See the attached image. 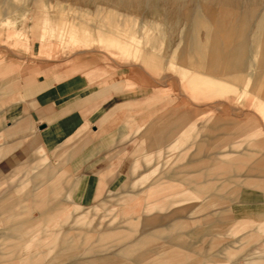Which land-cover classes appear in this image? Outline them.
I'll use <instances>...</instances> for the list:
<instances>
[{"label": "rangeland", "instance_id": "rangeland-1", "mask_svg": "<svg viewBox=\"0 0 264 264\" xmlns=\"http://www.w3.org/2000/svg\"><path fill=\"white\" fill-rule=\"evenodd\" d=\"M166 1L0 0V83L19 75H52L57 80L82 76L92 84L108 83L109 87L114 85L119 90L129 91L134 95L137 106L134 111L136 121L121 147L120 158L125 161L127 170L125 175L102 200L78 204L81 209L95 211L94 223L102 221L89 231L91 236L86 241L82 234L78 236L81 231L73 225L77 211L68 217L66 223L63 222L74 204L64 186H52L38 195L43 186L30 185L39 168L30 175L28 170L36 162L24 163L0 178V195L29 178V186L20 195L0 203V264H264V231L259 232L256 227L264 220V214L258 210L234 215L231 209L234 206L237 210L247 208L253 211L256 210L253 205H264V171L248 170L246 175H239L236 173L243 170H233L225 179L214 168L215 148L207 144L211 141L208 136L234 130L232 120L243 121L248 117L255 120L256 128L262 132L255 136V140L264 139V119L251 102L252 96L248 92L242 93L249 80L237 77L233 89L235 94L229 101L225 99L226 95L214 92L213 86L190 88L186 79L174 71L173 66H179V63H170V69L155 68L123 51L134 49V53L139 50L140 53L147 51L176 56L182 46L185 51L192 45L210 44L213 42L210 34L215 32L225 44L224 49L233 45L229 54L234 57L237 71L249 69L250 64L254 70L263 58L259 53L264 52V43H260L262 41L257 37L252 39L257 21L264 12V0H225L223 3L215 0ZM181 3L186 5L182 7ZM219 5L227 8L236 22H245V29L239 36L245 41L229 37L231 30L213 31ZM150 7L152 10L147 12ZM106 10H113L114 23H121L120 30L112 33L99 28ZM198 19L207 22L209 30L202 25L194 26ZM89 30L95 33L91 41L85 39ZM126 37L124 48L115 45L121 44ZM236 50L239 51L237 54L234 53ZM220 81L226 92L227 82H234L231 79ZM223 81L226 85L222 84ZM184 108L206 117L212 116V119L198 126V132H193L188 138L180 137L182 130L176 129L159 142L157 137L171 128L170 123ZM202 137L203 142L200 141ZM172 144L176 147L170 148ZM244 145L252 157H259L260 144L250 145L246 141ZM147 155L152 159L148 164ZM41 156L46 155L41 153L39 158ZM155 161L158 162L155 173L139 184L138 177L148 172ZM161 181L171 187L166 193L209 183L212 189L203 195L211 193L214 198L210 203L199 206L203 198L192 202L177 196L179 200L164 209L168 217L164 218L159 213L153 223L143 222L142 218L152 212L142 206L145 201L153 200V197H148L149 187ZM218 195L230 198L218 200ZM18 204L22 210L19 217L6 219L5 213ZM178 218L184 221L182 226L169 230L162 228ZM236 219L251 224L241 231L232 232L230 229ZM59 223H64V226L54 243ZM130 226L135 229L130 230ZM30 227L34 230H25ZM152 230L161 236L144 239L140 243L143 231ZM31 234L39 237V241L34 240L36 243L30 246L26 242L14 246L15 242ZM248 234L253 238L240 248L238 240ZM227 249L233 252L227 255ZM173 250L181 253L180 261H168L169 252ZM158 258L160 262L157 263Z\"/></svg>", "mask_w": 264, "mask_h": 264}, {"label": "crops", "instance_id": "crops-1", "mask_svg": "<svg viewBox=\"0 0 264 264\" xmlns=\"http://www.w3.org/2000/svg\"><path fill=\"white\" fill-rule=\"evenodd\" d=\"M93 33L89 30V35L87 34L85 39L91 41ZM115 45L121 49L124 46L123 43ZM201 46L192 45L189 50L185 49V51L182 46L180 54L176 56L147 51L140 53L139 50L134 53V49L126 51L123 49V51L155 68L170 69V63H179V66H173L174 71L186 79L190 88L200 89L213 86L214 92L226 95L225 99L229 101L233 98L232 94H235L233 89H235L237 77L244 78L245 81L249 80L242 93L248 92L252 96L251 102L255 104L261 118L264 119V58L259 61L258 68L254 70L251 69L252 64H250L249 69L237 71L234 57L229 54L233 45L227 47L226 50L224 49L225 44L219 40L216 43L211 41L210 44ZM30 76L19 75L0 83V178L12 170H17L24 163L36 162L30 168L31 170H28L30 175L39 168V171L32 176L30 185L43 186L38 195L50 190L52 186H64L74 204L68 209L63 222L66 223L68 217L77 211L73 225L81 231L78 232L80 233L78 236L82 234L86 241L91 236L89 231L91 232L93 227L100 225L102 221L97 220L94 223L95 211L89 208L81 209L80 205L93 204L102 200L107 191L118 182L121 176L125 175L126 164L120 158V154L123 150L121 148L123 140L128 135L131 125L136 121L135 97L127 90H119L114 85L109 87L108 83L92 84L82 76L74 75L58 80L52 75ZM220 79L234 81L227 82V92L225 87L221 88ZM222 84L226 85L225 81ZM232 90L233 93H231ZM211 119L212 116L206 117L200 112L193 113L188 108H184L170 123L171 128L166 133L162 132L157 140L160 142L165 139L166 135H172L180 129L182 130L180 137L188 138L193 132H198V126H202ZM231 124L234 130L212 137L208 136L211 140L209 143L207 141L208 146L215 148L213 150L216 157L214 168L225 179L233 170H243L241 173H236L239 175H246L248 170L264 171V139L255 140V136L262 133L256 128L255 120L252 117L243 121L234 119ZM212 128L210 126V129ZM237 136L242 137L236 139ZM200 141L203 142L204 138L202 137ZM246 141L250 145L253 143L261 145L262 150H260L259 157H252L248 151L249 148L244 145ZM199 146L201 147L200 144ZM174 147H176L175 144L170 145V148ZM41 153L46 156L39 158ZM145 158L147 164L152 161L150 155ZM157 168L158 162L155 161L154 166L148 172L138 177L139 184L144 183ZM49 181L51 183L47 184ZM163 183L161 181L149 187L148 197H153V200L145 201L142 206L145 210L152 212L145 215L141 221L153 223L158 219L159 213H162L164 218L168 217L164 209L168 204L171 205L172 202L179 200L177 196L187 201L192 200V202L203 198L199 206L210 203L214 198L211 193L207 196L203 195L204 192L212 189L209 183L170 193L165 191L171 190V187ZM28 186L29 178L27 177L18 187L0 195V203L14 199ZM68 195L65 197L67 198ZM228 197V195H218L217 199L229 200L230 197ZM20 206L21 204H18L9 209L5 213L6 219L19 217L22 212ZM253 206L256 210L250 211L247 208L237 210L234 206H231V209L234 215L258 210L264 214V205L261 206L259 203ZM25 207L28 206L25 205ZM183 222L181 218H178L170 222L169 226L162 228L173 229L182 226ZM233 222L230 229L232 232L241 231L251 224L241 219ZM58 225L54 234V243L57 242L64 223ZM256 227L259 232L264 231V220L257 223ZM23 228H25L24 225ZM129 229L134 230L135 227L130 226ZM25 230L33 231L34 228L30 227ZM142 234L140 243L144 242V239L161 236L156 230L143 231ZM252 238L253 235L249 234L242 236L238 240L239 247L243 248ZM38 239L39 237L35 234H31L26 239L15 242L14 246L25 242L27 246H30L36 243L34 240L39 241ZM232 252L231 249L226 250L227 255ZM169 254V262L180 261V252L173 250ZM160 259H156V262H160Z\"/></svg>", "mask_w": 264, "mask_h": 264}, {"label": "bare ground", "instance_id": "bare-ground-1", "mask_svg": "<svg viewBox=\"0 0 264 264\" xmlns=\"http://www.w3.org/2000/svg\"><path fill=\"white\" fill-rule=\"evenodd\" d=\"M93 1V0H92ZM101 1V0H100ZM106 1V0H105ZM110 0H108V2H109ZM126 2V1H128L129 2V0H118V2ZM138 1V0H137ZM162 1V0H161ZM172 1V0H171ZM171 1H169L168 0V2H171ZM177 1V0H176ZM186 1V0H185ZM222 1V3H223V1H225V0H215V2H221ZM232 1V0H231ZM95 2H96V0H95ZM113 2V1H112ZM127 2V4H129ZM130 2H131V0H130ZM155 2V1H154ZM167 2V1H166ZM167 2V3H168ZM175 2V1H174ZM174 2H172V3H174ZM226 2V1H225ZM228 2V1H227ZM137 3H140V0H139V2H137ZM151 3V2H150ZM163 3V2H162ZM167 3H166V5H167ZM176 3V2H175ZM179 3V2H178ZM186 3V2H185ZM242 3H243V1H242ZM94 4H96V3H94ZM108 4V3H107ZM114 4V3H113ZM120 4V3H119ZM122 4V3H121ZM158 4H160V3H158ZM183 6L182 7H184L185 5L183 4V3H181ZM217 4V3H216ZM221 4V3H220ZM115 5H117V4H115ZM138 5H140V4H138ZM138 5H137V7H138ZM144 5V4H143ZM121 6H124V5H121ZM226 6H227V4H226ZM102 7V6H101ZM115 7V6H114ZM114 7H112V8H114ZM131 7V6H130ZM144 7V6H143ZM149 7V6H148ZM154 7V6H153ZM158 7V6H157ZM168 7H170V6H168ZM179 7V6H178ZM181 7V6H180ZM219 7H220V5H219ZM128 8V7H127ZM127 8H125V10L127 9ZM140 8V7H139ZM147 8V7H146ZM155 8H156V6H155ZM172 8V7H171ZM175 8V7H174ZM124 9V8H123ZM150 9H151V7L149 8V10L147 11V12H149L150 11ZM176 9V8H175ZM179 9V8H178ZM152 10V9H151ZM180 10V12H181V8L179 9ZM112 11L113 10H106L105 12L104 11H102V13H103V17H104V21H103V23L101 22V24H99L100 26H99V28H102L105 32H112V33H114V31L115 30H120V28H121V23L120 22H116V23H114V19H115V16L113 15V13H112ZM145 11V10H144ZM178 11V10H177ZM100 11L99 10H97V13H99ZM124 12V11H123ZM122 12V13H123ZM155 12H156V10H155ZM154 12V13H155ZM169 13H170V11H168ZM179 12V11H178ZM177 12V13H178ZM164 12L162 11V14H163ZM169 13H168V15H169ZM146 14H148V13H146ZM170 15H171V13H170ZM144 16V15H143ZM163 16H164V14H163ZM167 16V15H166ZM173 16V15H172ZM231 16V12L227 9V8H224V7H220L219 8V14L217 15V17H216V19H215V21H214V28L215 29H213V31H215V30H231L232 31V34L229 36V37H231V38H235L236 40H238V41H241V42H243V41H245V38H241L240 39V37L239 36H241V32L243 31V29H245V22L243 21V20H241V21H239V22H236L235 20H234V18L232 17H230ZM261 17H259V19H258V21H257V28H255L256 30H255V32L256 31H259V32H257V33H255L254 32V34H253V37H252V39H255L256 40V38L255 37H257V39L259 40V41H262V42H260V43H264V12H262L261 13V15H260ZM119 17V16H118ZM148 17V16H147ZM169 17V16H168ZM177 17V16H176ZM175 17V18H176ZM258 17V16H257ZM145 18V17H144ZM149 18V17H148ZM170 18V17H169ZM142 18H140V20H141ZM146 19V18H145ZM162 19V18H161ZM165 19H167L166 17H165ZM243 19V18H242ZM148 20V19H147ZM149 22V21H148ZM172 22V21H171ZM169 23V22H168ZM174 24V23H173ZM208 23L207 22H202L201 20H199L198 19V21H196L195 22V25L194 26H201L202 25V27L204 26L207 30H209V28L210 27H208V25H207ZM169 25H170V23H169ZM176 27V26H175ZM165 28V27H164ZM170 28V27H169ZM104 34H106V33H104ZM106 36V35H105ZM228 36V35H227ZM233 36V37H232ZM248 36V35H247ZM246 36V37H247ZM210 37L212 38V40H213V42L215 43V42H218L219 41V38L218 37H216V35H215V32H213L212 34H210ZM238 38V39H237ZM126 40H128L127 39V37L126 38H123V45H125V41ZM149 40V39H148ZM239 51L238 50H236V51H234V53H238ZM255 54V53H254ZM260 54V56H262L263 58H264V52H260L259 53Z\"/></svg>", "mask_w": 264, "mask_h": 264}]
</instances>
